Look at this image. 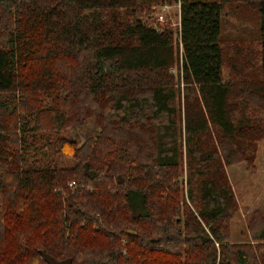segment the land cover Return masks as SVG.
<instances>
[{"label": "trees", "instance_id": "1", "mask_svg": "<svg viewBox=\"0 0 264 264\" xmlns=\"http://www.w3.org/2000/svg\"><path fill=\"white\" fill-rule=\"evenodd\" d=\"M230 1L0 0V264H264V220L229 239L226 172L264 139V0H234L249 82L222 76ZM176 2L175 47L151 12Z\"/></svg>", "mask_w": 264, "mask_h": 264}, {"label": "rangeland", "instance_id": "2", "mask_svg": "<svg viewBox=\"0 0 264 264\" xmlns=\"http://www.w3.org/2000/svg\"><path fill=\"white\" fill-rule=\"evenodd\" d=\"M163 5H166L163 9ZM162 14L161 22L156 20ZM152 15V25H159L165 31H171L174 46L178 44L179 32V3L161 4ZM259 17L255 10L247 8L241 3L231 0L223 5L221 12V48L223 53L222 76L226 82L238 80H257L262 77L258 69L260 64V44L258 38ZM180 53V49H179ZM170 73L179 83L178 67L170 68ZM179 102L183 106L184 86L180 81L178 86ZM245 115L250 120L262 117L264 109L256 105L244 108ZM239 114L236 113V116ZM261 126L264 125L260 124ZM80 132V130H79ZM73 134V132H72ZM74 135V134H73ZM78 135V134H77ZM80 140H83L81 135ZM255 158L251 162H238L226 168L227 176L237 200L238 210L230 219L229 233L231 241L246 242L253 233L249 224L264 220V139L256 142Z\"/></svg>", "mask_w": 264, "mask_h": 264}, {"label": "built area", "instance_id": "3", "mask_svg": "<svg viewBox=\"0 0 264 264\" xmlns=\"http://www.w3.org/2000/svg\"><path fill=\"white\" fill-rule=\"evenodd\" d=\"M165 6L166 5H163V9L165 8ZM164 19V17H163V15L162 14H159V15H157V17H156V20L158 21V22H161L162 20ZM179 32H178V41L180 40L179 39V33H180V19H179ZM155 29L157 30V31H160V32H162V31H164L162 28H160V26L159 25H155ZM179 47H180V49H181V43L179 42Z\"/></svg>", "mask_w": 264, "mask_h": 264}, {"label": "crops", "instance_id": "4", "mask_svg": "<svg viewBox=\"0 0 264 264\" xmlns=\"http://www.w3.org/2000/svg\"><path fill=\"white\" fill-rule=\"evenodd\" d=\"M179 17H180V14H179Z\"/></svg>", "mask_w": 264, "mask_h": 264}]
</instances>
